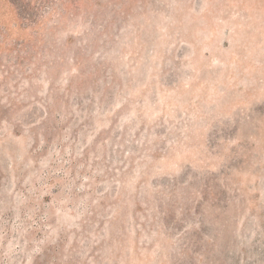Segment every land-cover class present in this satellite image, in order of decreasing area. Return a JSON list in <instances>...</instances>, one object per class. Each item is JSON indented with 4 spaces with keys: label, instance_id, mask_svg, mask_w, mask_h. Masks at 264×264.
Instances as JSON below:
<instances>
[{
    "label": "rangeland",
    "instance_id": "1",
    "mask_svg": "<svg viewBox=\"0 0 264 264\" xmlns=\"http://www.w3.org/2000/svg\"><path fill=\"white\" fill-rule=\"evenodd\" d=\"M0 264H264V0H0Z\"/></svg>",
    "mask_w": 264,
    "mask_h": 264
}]
</instances>
